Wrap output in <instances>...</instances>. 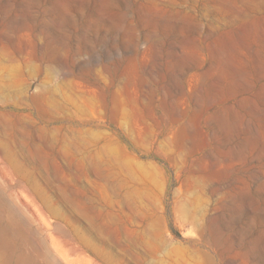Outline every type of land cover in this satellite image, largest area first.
<instances>
[{
	"label": "rangeland",
	"instance_id": "obj_1",
	"mask_svg": "<svg viewBox=\"0 0 264 264\" xmlns=\"http://www.w3.org/2000/svg\"><path fill=\"white\" fill-rule=\"evenodd\" d=\"M0 264H264V0H0Z\"/></svg>",
	"mask_w": 264,
	"mask_h": 264
}]
</instances>
